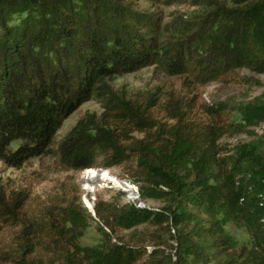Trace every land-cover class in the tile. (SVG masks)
Listing matches in <instances>:
<instances>
[{"label": "trees", "instance_id": "trees-1", "mask_svg": "<svg viewBox=\"0 0 264 264\" xmlns=\"http://www.w3.org/2000/svg\"><path fill=\"white\" fill-rule=\"evenodd\" d=\"M71 1L0 0V161L20 169L51 157L73 172L121 167L139 198L165 206L98 201L92 216L78 196L35 207L27 192L0 181V264H264V142L224 156L221 105L202 107L203 122L193 100L166 82L132 98L111 92L105 79L160 62L152 21L118 6L120 24L105 29L96 1L82 0L88 10L79 16ZM215 20L208 38H196L210 44L206 55L188 59L179 49L166 62L167 74L223 85L238 84V70L264 75V0L223 10ZM96 95L101 115L83 117L54 149L62 123ZM238 111L247 126L264 123V95ZM93 219L100 241L82 246ZM145 224H167L171 241L157 236L150 251L113 241L117 232ZM231 225L244 228L249 241L239 244ZM169 242L174 246L165 253L160 245Z\"/></svg>", "mask_w": 264, "mask_h": 264}, {"label": "rangeland", "instance_id": "rangeland-1", "mask_svg": "<svg viewBox=\"0 0 264 264\" xmlns=\"http://www.w3.org/2000/svg\"><path fill=\"white\" fill-rule=\"evenodd\" d=\"M84 1L91 6H94L92 1L97 2L98 14L105 16L104 23L101 21L102 24H105V29H108L111 25L115 27L120 24L122 18L114 16L116 14L114 9L118 6H122L120 9L126 14L128 10H132L140 18H150L154 28V37L161 47L160 62L158 64L105 79L103 84L111 92L122 98H132L136 93H152L157 87L166 82V87L174 88L188 97L189 100H193L194 113L203 122L208 119L206 116L205 119L202 117L200 113L202 107L208 108L221 105L220 108L224 109L221 118L224 119L227 126V133L219 141L220 146L228 151L224 156L233 154V150L238 145L250 141L264 142V123L247 126L238 111L243 104L264 95V75L254 74L247 70H238L234 79L239 83L223 85L217 82L202 84L189 76H170L166 72V62L179 49L185 51L188 59L200 58L206 55H202V53L210 44L196 38L199 36L208 38L211 33L210 26H214V30L219 21L215 20L219 13L223 10H241L246 6L248 0H109V3L107 1L103 2L105 0H101L102 3L98 0ZM71 4L72 10H78V16L80 14L85 15L88 10L84 7L82 0H72ZM90 16L94 20V17ZM142 23L143 27H146L145 20H142ZM193 35L197 36L193 37ZM178 44L183 45L179 47ZM68 57L64 56L61 62L68 64ZM97 97L96 95L93 100L83 103L62 123L53 139L52 146L54 149H57L70 130L83 117L101 115L103 112L100 103L102 98ZM157 120L160 122L165 121L164 116L160 115H157ZM134 136L142 137L138 133H135ZM18 144V142L13 143L12 148H15ZM93 170L107 171L116 180L136 187L138 192L137 185L129 181L121 167L93 168ZM0 181L9 190H24L27 192L31 197V205L35 207L49 204L56 198L70 200L77 196L83 205L85 198L93 206L98 201L122 206L127 202V198L124 196H128L127 193H124L110 182L94 179L84 181L83 171H65L60 160L51 157L30 159L20 169L10 168L0 161ZM76 190L78 194H75ZM140 203L145 208L152 210L162 209L165 206L164 202L150 199L142 200L140 198ZM136 205L138 207L139 204L136 203ZM90 213L92 215V212ZM94 220L96 219L88 220L87 231L80 240L82 246H94L100 241V233ZM167 228V224H163L161 227L145 224L131 230L117 232L113 241L120 239L130 246H141L150 251L155 246L153 244L154 240L158 244L157 236H165L164 241H171ZM227 230L239 244H245L249 241V235L244 228L231 225L227 227ZM8 233V230L2 232L1 241H6ZM172 245V242H169V244L163 243L160 245V249L165 250V253H167L172 249Z\"/></svg>", "mask_w": 264, "mask_h": 264}, {"label": "bare ground", "instance_id": "bare-ground-1", "mask_svg": "<svg viewBox=\"0 0 264 264\" xmlns=\"http://www.w3.org/2000/svg\"><path fill=\"white\" fill-rule=\"evenodd\" d=\"M95 171L96 170H93V169L84 170L83 171L84 181H87L88 179H94V180H99V181L110 182L116 187H118L120 190H122L124 193H127L128 196H124L127 198V202L125 203V205L128 204V205H133L137 207L136 203H138L139 208H145V206L142 203H140L139 193L137 192L136 187L134 188V186L132 187L129 183L116 180L107 171H104V170L102 172L100 171L95 172ZM84 205L88 210H90L92 206L90 201H88L85 198H84Z\"/></svg>", "mask_w": 264, "mask_h": 264}, {"label": "water", "instance_id": "water-1", "mask_svg": "<svg viewBox=\"0 0 264 264\" xmlns=\"http://www.w3.org/2000/svg\"><path fill=\"white\" fill-rule=\"evenodd\" d=\"M93 205L91 206V208H90V212H92V215L94 216V210H93Z\"/></svg>", "mask_w": 264, "mask_h": 264}, {"label": "clouds", "instance_id": "clouds-1", "mask_svg": "<svg viewBox=\"0 0 264 264\" xmlns=\"http://www.w3.org/2000/svg\"><path fill=\"white\" fill-rule=\"evenodd\" d=\"M87 170V169H86Z\"/></svg>", "mask_w": 264, "mask_h": 264}]
</instances>
